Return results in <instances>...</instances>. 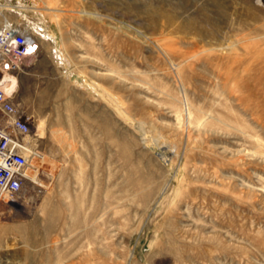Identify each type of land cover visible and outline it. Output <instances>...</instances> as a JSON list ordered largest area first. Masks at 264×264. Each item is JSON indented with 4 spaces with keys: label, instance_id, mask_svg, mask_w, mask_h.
Segmentation results:
<instances>
[{
    "label": "rangeland",
    "instance_id": "rangeland-1",
    "mask_svg": "<svg viewBox=\"0 0 264 264\" xmlns=\"http://www.w3.org/2000/svg\"><path fill=\"white\" fill-rule=\"evenodd\" d=\"M0 3L39 44L18 104L59 164L0 204V264H264V5Z\"/></svg>",
    "mask_w": 264,
    "mask_h": 264
},
{
    "label": "built area",
    "instance_id": "built-area-1",
    "mask_svg": "<svg viewBox=\"0 0 264 264\" xmlns=\"http://www.w3.org/2000/svg\"><path fill=\"white\" fill-rule=\"evenodd\" d=\"M264 5V0H253ZM0 204L14 201L29 184L35 149L31 119L19 108V78L26 60L36 56L39 44L0 8Z\"/></svg>",
    "mask_w": 264,
    "mask_h": 264
},
{
    "label": "bare ground",
    "instance_id": "bare-ground-1",
    "mask_svg": "<svg viewBox=\"0 0 264 264\" xmlns=\"http://www.w3.org/2000/svg\"><path fill=\"white\" fill-rule=\"evenodd\" d=\"M198 32L200 33V35L207 34V32H206V30H204V28H200L198 30ZM33 154L34 155L32 157V165L36 168V170H35V172L33 170H29L28 176L30 177V179H33L37 185L38 184L43 185L42 182H40L39 177H38L39 172L47 171L49 173L50 177L53 179V178H55L56 173L59 169V164L57 162L49 159L45 154H42L39 152H33Z\"/></svg>",
    "mask_w": 264,
    "mask_h": 264
},
{
    "label": "crops",
    "instance_id": "crops-1",
    "mask_svg": "<svg viewBox=\"0 0 264 264\" xmlns=\"http://www.w3.org/2000/svg\"><path fill=\"white\" fill-rule=\"evenodd\" d=\"M0 1H2V0H0ZM9 4H7V5H5V4H3V3H0V8L3 10V9H12V5H10L11 7L10 8H8L7 6H8ZM0 24H1V18H0ZM1 117V116H0Z\"/></svg>",
    "mask_w": 264,
    "mask_h": 264
}]
</instances>
